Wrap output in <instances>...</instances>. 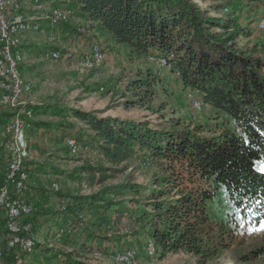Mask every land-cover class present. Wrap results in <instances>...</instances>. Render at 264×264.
<instances>
[{"label":"trees","instance_id":"16d2710c","mask_svg":"<svg viewBox=\"0 0 264 264\" xmlns=\"http://www.w3.org/2000/svg\"><path fill=\"white\" fill-rule=\"evenodd\" d=\"M32 3L71 11V19L85 24L70 27L72 39L87 38L81 29L88 33V28L97 27L133 55L165 61L184 88L197 92L223 122L215 134L207 135L212 130L188 125L181 116L174 117L166 128L150 121L101 117L68 104L33 106L35 114H50L63 122L75 118L83 124L69 137L88 155L80 160L75 176L89 186H103L143 167L157 173L149 184L136 183L130 175L102 194L69 206L63 211L64 224L57 234L52 226L33 225L34 249L24 258L34 264L41 260L47 264H89L90 254L101 253L90 243L94 237L109 235L106 240L115 241L125 231V236L145 239V247L152 241L156 256L184 253L206 264L234 246V234L240 228L251 229L264 221V59L239 44L241 37L252 35L249 25L255 16L264 19V0H245L242 9L231 8L232 12L227 8L226 17L211 15L192 0ZM245 9L251 17L243 22L240 13ZM158 82L152 71L139 72L127 83L133 99L126 97L125 105L152 104L159 97ZM88 88L87 93L93 92L94 88ZM160 108L149 107L162 112L165 105ZM12 116L8 111L0 113V125ZM48 124L33 121L29 131ZM63 124L64 130L70 128ZM4 143L0 147L5 166L0 188L6 180ZM222 194H226L225 204L231 210L215 229L210 205ZM0 233L4 239L10 237L5 215L0 219ZM79 236L80 240L74 239ZM61 241L69 252L56 248ZM5 247L13 257L19 252ZM252 253L264 256V247Z\"/></svg>","mask_w":264,"mask_h":264},{"label":"rangeland","instance_id":"374dc122","mask_svg":"<svg viewBox=\"0 0 264 264\" xmlns=\"http://www.w3.org/2000/svg\"><path fill=\"white\" fill-rule=\"evenodd\" d=\"M192 1L208 9L211 15L217 17H226L227 8L230 12H232L231 8L242 9L245 3V0ZM32 2L33 0L20 1L22 10L31 22L39 23L41 27H29L15 35L18 45L16 50L14 49L15 52L20 51L19 69L22 79L32 89L30 95L24 96L25 102L30 104L28 108L68 104L85 112L96 113L101 117L111 116L150 121L166 128L171 126L170 121L174 117L181 116L188 125L194 127L203 125L208 130H212L207 132V135L216 133L218 125L223 122V117L205 106L197 92L184 88L179 77L170 73V67L165 61L151 57H137L128 49L118 46L107 33L97 27L88 28L86 26L89 32L86 33L84 28L81 32H85V35L89 37L82 36L72 39L69 36L70 27L79 25L85 27V24H81L78 18H73L67 23L53 26L51 20L45 18L52 14L51 6H39ZM249 11L245 9L240 13L243 22L247 17H251ZM260 20H262L261 16H255L249 25L252 35L241 37L239 44L243 49L256 51L257 55L264 59V28L258 27ZM51 47L59 50L49 52L48 49ZM147 70L159 77L156 85L159 97L152 104L144 107L137 105L127 107L126 97L132 98V92L127 87L129 79ZM88 87L94 88L93 92L87 93ZM161 105H165L162 112H153L149 109L151 106L157 111L161 109ZM31 111L32 115L27 119L30 128L33 121L50 124L47 127H36L31 133L30 128L27 131L28 150L24 159V167L27 166L28 174L26 186H28V181L30 184L23 193L22 199L32 204L36 211L33 216L24 217L21 220L22 224L33 223L35 228L36 224L43 225V227L52 226V232L57 234L60 225L64 224L65 212L63 211L69 206L87 201L93 195L102 194L107 187L122 183L129 179L130 175L136 179V183L149 184L153 181L157 171L146 167L141 170H129L117 180L109 181L103 186L91 187L86 182L80 181L75 176V171L81 165L80 160L88 155H83V148L79 145L76 154L70 153L67 141L72 138L69 137L71 134L78 133L82 129L83 124L75 118L63 122L50 114H35L33 108ZM12 118L8 126L6 125V130L9 129ZM63 123L70 128L64 130L67 128H64ZM2 141L3 137L0 136V147H2ZM8 141L5 140L4 143L5 152ZM4 169L5 166L1 160L0 178ZM225 195L222 194L210 205L212 224L215 229L227 219L231 210L225 204ZM262 225L264 221L251 229L240 228L234 234L236 239L234 246L206 264H264V256L258 257L252 253L264 247V231L260 230ZM32 231L34 235V227ZM121 233L126 235L125 231ZM124 236L119 240L109 241L105 237L111 236L98 234V237H94L90 243L97 246L101 253L90 254L87 258L88 263L200 264L196 256L184 253L166 257L156 256V252L154 255H149L147 251L152 241H148L145 247V239ZM80 237H74V239L80 240ZM6 239L5 243H7ZM40 241L44 243L43 237ZM84 241L87 240L84 239ZM50 243L54 244L52 239ZM56 248L69 252L64 241L57 244ZM19 251L18 256L23 260V264H34L28 258H22L28 253H24L21 249ZM132 252H134L133 258L129 254ZM125 255H127V259L125 258L127 261L123 262L121 261L122 256ZM7 256L12 261L7 259ZM3 263L15 264L13 254L11 256V253L6 251ZM40 264H47V261L41 260ZM53 264L64 263L55 261Z\"/></svg>","mask_w":264,"mask_h":264},{"label":"built area","instance_id":"2783aa9c","mask_svg":"<svg viewBox=\"0 0 264 264\" xmlns=\"http://www.w3.org/2000/svg\"><path fill=\"white\" fill-rule=\"evenodd\" d=\"M71 11L53 10L49 18L53 26L67 23L71 19ZM0 26L15 27H41L39 23L31 22L24 14L19 0H0ZM264 28V19L258 25ZM83 29V28H82ZM8 44H0V113L10 112L16 113V121H12V127L6 131V141L11 136V129H17L19 126V115L23 110L30 107L20 103V96H13L12 81L7 79L8 64L4 60V52H6ZM10 150L6 151L7 168L6 179L7 186L0 188V219L5 215L7 217V228L10 231V237L7 239V249L19 251L29 245L28 243V227H33L31 223L22 224L21 220L34 214L35 207L22 199L23 193L28 186H21L19 173H12V166H18L16 160H10ZM27 166L22 167V173H26ZM5 239L0 233V264L3 263L6 247ZM15 264H18V253L14 256Z\"/></svg>","mask_w":264,"mask_h":264},{"label":"bare ground","instance_id":"6f19581e","mask_svg":"<svg viewBox=\"0 0 264 264\" xmlns=\"http://www.w3.org/2000/svg\"><path fill=\"white\" fill-rule=\"evenodd\" d=\"M28 28L29 27L0 26V44H8L6 52H4V60H6L8 64V70L10 71L7 72V79L9 81H12L13 96H20V103L22 105H28V103L25 102L26 99L24 98V96L30 95L32 89L30 85L24 82L21 76V72L19 69V62L21 60L19 54L20 51L19 52L14 51V49L16 50L18 45L17 40L15 39V35ZM31 110L32 108H26V110H23L20 113L19 115L20 124L17 127V129H11V136L6 144V150L11 151L10 160H16L18 163V166H12V173H19V180H21V186H26V182L28 180V174L27 172L22 173V167H24V159L28 150L27 131L30 128V123L28 122L29 120L27 119L32 115ZM25 115H27V117ZM12 121H16V113H13V118L11 120L9 129L12 127ZM67 145L72 154H76L78 152V144L74 138H69V140L67 141ZM3 186H7V179L5 180ZM28 243L29 245H25V247L21 249L24 253H31L34 249V235H33L32 227H28ZM147 252L149 255L155 254L156 249L155 246L153 245V242H150ZM129 254L133 258L134 252ZM126 256L127 255L122 256V260L120 259V257L119 259L125 262L127 261L125 260ZM18 264H23V260L19 256H18Z\"/></svg>","mask_w":264,"mask_h":264},{"label":"crops","instance_id":"0c3cea01","mask_svg":"<svg viewBox=\"0 0 264 264\" xmlns=\"http://www.w3.org/2000/svg\"><path fill=\"white\" fill-rule=\"evenodd\" d=\"M10 122H8L7 124H5V125H0V136H2L3 137V141H2V145H3V143H4V139H5V137H6V125L8 126V124H9ZM6 127V128H5ZM6 140V139H5ZM8 140H9V138H8ZM6 144H7V142H6ZM33 153V152H32ZM5 243V242H4ZM6 245V243L4 244V246ZM11 256H12V254H11ZM7 259H9L10 260V257H8L7 256ZM10 261H12V260H10Z\"/></svg>","mask_w":264,"mask_h":264},{"label":"snow or ice","instance_id":"6c2138e0","mask_svg":"<svg viewBox=\"0 0 264 264\" xmlns=\"http://www.w3.org/2000/svg\"><path fill=\"white\" fill-rule=\"evenodd\" d=\"M260 230L264 231V225H262V227H261V229H260Z\"/></svg>","mask_w":264,"mask_h":264}]
</instances>
